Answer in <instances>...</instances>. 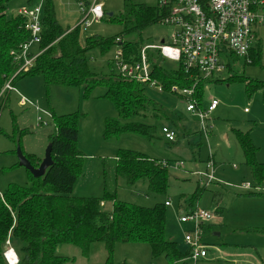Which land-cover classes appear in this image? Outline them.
I'll use <instances>...</instances> for the list:
<instances>
[{
    "label": "rangeland",
    "instance_id": "374dc122",
    "mask_svg": "<svg viewBox=\"0 0 264 264\" xmlns=\"http://www.w3.org/2000/svg\"><path fill=\"white\" fill-rule=\"evenodd\" d=\"M52 2L56 18L64 29L79 25L83 14L76 0ZM132 2L155 5L157 0ZM23 4V0L11 3L7 13H16L15 10ZM123 10V0L104 1V18L87 28L79 27L80 42L83 43L84 38L92 34L104 37L119 34L122 24L109 21L108 17L113 15L118 18ZM261 11L264 13V7ZM172 30L171 26L157 23L140 33L124 36V39L135 41L141 37L146 45L157 46L163 39L169 41ZM254 32L261 45V61L252 62L249 57L250 62L245 64L243 57L232 60L225 54L220 56V60L224 64L230 63L232 72L243 74L249 80L264 81V22L256 25ZM36 49L37 45H33L31 51ZM115 50L116 46L105 55L92 51L90 64L101 67L113 57ZM148 51L155 52L152 49ZM176 63L164 59L167 67ZM229 74L225 67L204 88L200 108L206 109L212 98L219 103L206 119L210 125L208 134L202 129L200 119L186 110V98L176 93L160 92L147 84L145 93L156 102L158 111L148 109L145 114L134 116L132 121L154 126L155 137L147 139L140 134L126 132L111 140L103 137L104 121L109 117L118 119V116L112 101L103 96V86H96L88 97H84L78 87L53 85L47 93L41 77L17 79L13 83L15 91L6 100L0 97V191L9 183L24 185L27 182V172L23 166L11 167L18 162L17 146L24 153L35 154L41 159L44 157L54 127L43 111L52 110L56 115L79 111L77 146L83 154V170L76 179L73 195L102 196L104 192H109L121 201L145 207L168 201L166 238L174 240L182 253L189 250L184 233L192 229V223H182L179 218L187 215L189 210L201 209L213 214L219 208L221 214L213 215L202 230L207 257L196 262L186 257V261L189 264H264V182L258 189L252 186L254 183L244 163L243 150L233 132L234 129L248 132L257 148L256 160L264 163V92L257 90L248 94L245 83L230 81ZM38 117L47 124H42ZM163 126L175 131L176 142L165 139L161 132ZM118 148L168 161L166 194L151 192L145 180L128 185L123 178L116 177L115 155ZM209 161L214 162V178L210 183H205L204 189H198L200 176L197 173L206 171ZM177 162H182V165L174 168ZM244 183L252 187L244 189ZM249 192L257 193L247 195ZM214 194L221 196L218 207L213 202ZM105 204L104 208L110 209L111 203ZM56 254L71 259L64 264H103L106 251L102 242H95L88 255L83 256L77 246L60 244ZM113 260L133 264H169L164 255L153 256L146 243H116Z\"/></svg>",
    "mask_w": 264,
    "mask_h": 264
},
{
    "label": "trees",
    "instance_id": "16d2710c",
    "mask_svg": "<svg viewBox=\"0 0 264 264\" xmlns=\"http://www.w3.org/2000/svg\"><path fill=\"white\" fill-rule=\"evenodd\" d=\"M15 1L17 0H0V90L8 79L13 84L26 76L41 77L47 93L53 85L78 87L83 91V96L88 97L93 88L103 86V96L112 101L118 116V119H105V139L111 140L126 132L140 134L147 139L155 137L154 126L132 121L134 116L145 114L148 109L158 111L156 102L145 93L147 84L121 75L113 57L101 67L91 65L90 53L96 51L98 55H105L116 46V49L122 51L125 61H136L141 47L146 44L141 37L133 41L124 39V36L140 33L144 28L160 23L165 13L156 4L123 0L124 10L120 16L108 17L109 21L121 23L122 31L111 37L92 34L86 36L81 43L79 25L64 29L56 18L52 0H43L41 40L37 45L39 53L29 69L18 71V65L13 61L10 51L17 49L28 38L29 33L24 16L7 13L8 6ZM79 1L87 5L90 0H76ZM255 1L261 3L253 9H263L264 0ZM33 2L34 0H28L26 3ZM257 41L255 34V45L248 51L252 62H259L262 57L261 45ZM146 54L150 78L162 87V91L171 92L172 86L184 88L195 85L193 100L198 108L201 107L204 88L213 77L203 78L196 71L185 70L180 62L167 67L158 52L147 50ZM227 55L232 60L238 58L231 52ZM225 67L230 72L228 79L244 82L248 94L257 90L264 92V81L249 80L243 74L232 72L230 63L226 62ZM48 112L54 127L48 144L51 147L52 165L40 177L32 176L25 169L27 182L24 185L12 182L0 191V264H8L5 251L9 246L17 255L16 264H64L71 259L56 254L58 245H75L83 256H87L95 242L104 244L106 256L103 264H133L113 260L115 245L119 242L146 243L153 256L164 255L169 264H189L186 261L189 251L182 253L174 240L166 238L165 202L145 207L121 201L109 192H104L102 196L72 194L76 179L83 170V154L77 146L81 114L79 111L62 115H56L52 110ZM154 115L158 116V113L154 112ZM206 126L205 133L208 134L209 123ZM233 132L243 150L244 163L253 179L252 186L258 189L264 182V163L256 160L257 148L249 133L239 129H234ZM176 140L175 133L174 141L168 142ZM22 153L33 167L39 166L40 157L24 153L23 150ZM115 158L116 177L123 178L128 185L145 180L148 190L166 194L168 161H160L126 148H118ZM13 166L20 165L16 162L11 167ZM206 184L205 181L199 182L197 188L204 189ZM256 193L249 192L247 195ZM220 201L221 196L214 194L215 206L218 207ZM106 202L111 203L110 209L104 208ZM214 213L221 214L219 208Z\"/></svg>",
    "mask_w": 264,
    "mask_h": 264
},
{
    "label": "built area",
    "instance_id": "2783aa9c",
    "mask_svg": "<svg viewBox=\"0 0 264 264\" xmlns=\"http://www.w3.org/2000/svg\"><path fill=\"white\" fill-rule=\"evenodd\" d=\"M24 4L15 12L26 18V29L28 38L20 44L17 49L10 51V55L18 65V71L29 69L39 51L32 52L33 45H38L41 40V10L43 0H34L32 4ZM104 1L90 0L87 5L79 1L78 6L83 14L79 27L87 28L93 23H98L104 17ZM261 3V2H259ZM255 0H157L156 5L165 13L160 23L172 27L169 41L161 42L159 45H146L141 48L139 58L133 62L123 59L122 51L116 49L113 61L121 75L132 78L144 84L154 86L158 91L162 87L150 78V65L147 60L146 51L152 49L158 52L163 59L180 62L185 70H193L203 78L213 77L224 71L225 64L221 62L220 56L229 52L243 57L247 63L249 48L255 41L254 27L264 22V13L254 10V6L260 5ZM119 40V39H117ZM194 87L179 88L171 87V92L182 95L187 99L186 110L200 119L202 129L206 132V121L208 115L216 109L218 101L211 99L206 109L198 108L193 100ZM15 88L8 79L0 90V97L6 100ZM22 99L26 100L24 97ZM47 118H51L48 111H43ZM38 120L42 124L41 117ZM161 132L167 141H174L175 131L168 126H163ZM165 164V163H164ZM169 165V164H168ZM182 162H177L174 168H179ZM214 162L206 163V171L198 172L200 183H209L214 178ZM244 189L251 188L249 183L242 184ZM101 205L103 202L100 203ZM169 204L165 201V205ZM213 215L206 210H189L187 215L179 218L180 222L192 223V229L184 233V241L189 246V258L198 261L207 256V248L202 242V230L205 222ZM12 250L8 247L5 251V259L8 264H16L17 255L8 258L7 253Z\"/></svg>",
    "mask_w": 264,
    "mask_h": 264
},
{
    "label": "water",
    "instance_id": "95a60500",
    "mask_svg": "<svg viewBox=\"0 0 264 264\" xmlns=\"http://www.w3.org/2000/svg\"><path fill=\"white\" fill-rule=\"evenodd\" d=\"M161 42H163V40H161ZM50 150H51V147L50 145H48L45 150L44 157L41 159L39 166L33 167L31 163L28 161V159L22 153L20 146H17L16 155L18 158V164L20 166H23L25 169H27L32 174V176L40 177L45 173L46 168L51 166L53 163Z\"/></svg>",
    "mask_w": 264,
    "mask_h": 264
},
{
    "label": "bare ground",
    "instance_id": "6f19581e",
    "mask_svg": "<svg viewBox=\"0 0 264 264\" xmlns=\"http://www.w3.org/2000/svg\"><path fill=\"white\" fill-rule=\"evenodd\" d=\"M12 255L15 256L14 251L13 250H9V252L7 253L8 258H10Z\"/></svg>",
    "mask_w": 264,
    "mask_h": 264
},
{
    "label": "crops",
    "instance_id": "0c3cea01",
    "mask_svg": "<svg viewBox=\"0 0 264 264\" xmlns=\"http://www.w3.org/2000/svg\"><path fill=\"white\" fill-rule=\"evenodd\" d=\"M36 51H37V49H36L34 52H36ZM212 99H213V98H212ZM218 105H219V103H218ZM218 105H217L216 109L218 108ZM216 109H215V110H216ZM215 110H214V111H215ZM105 205H106V204H105ZM206 226H207V225H206ZM12 250L14 251L13 248H12ZM14 253H15V251H14ZM206 257H207V256H206ZM206 257H205V258H206Z\"/></svg>",
    "mask_w": 264,
    "mask_h": 264
}]
</instances>
